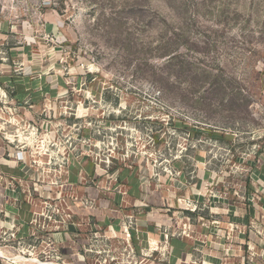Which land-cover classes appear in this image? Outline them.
<instances>
[{"label": "rangeland", "instance_id": "1", "mask_svg": "<svg viewBox=\"0 0 264 264\" xmlns=\"http://www.w3.org/2000/svg\"><path fill=\"white\" fill-rule=\"evenodd\" d=\"M4 138L35 209L0 213V264H264V0H0ZM82 157L112 227L63 180Z\"/></svg>", "mask_w": 264, "mask_h": 264}, {"label": "crops", "instance_id": "2", "mask_svg": "<svg viewBox=\"0 0 264 264\" xmlns=\"http://www.w3.org/2000/svg\"><path fill=\"white\" fill-rule=\"evenodd\" d=\"M14 83L15 86H17V82H11ZM17 89V88H15ZM22 95L25 96L24 93L21 94V92L16 90L15 93V98L20 100ZM5 139V138H4ZM1 141V140H0ZM15 150L12 147V142L9 140L5 139V141L0 142V213H4L8 216H13L15 220H17L20 223V226L24 228L25 226H28L29 224L32 223L33 218H34V201L31 198L30 194L31 191L28 189L27 185H31V182L29 183L27 180V172L29 171V168L27 166V158L24 154L22 158H16L15 157ZM91 162L88 161L87 158H78L76 161H73L70 163V166L68 167V175L64 181L67 184V187H69V190H76L75 188L82 189L83 194L91 195L93 194L94 198L98 200V203L100 205V210L98 212H91L89 215H98L100 216L101 220L99 221L100 224H103L104 226H111L112 227V222L109 221V216L107 215V210L111 208L109 206V203L114 204V198L110 199L109 196L101 195L100 191V197L99 195L97 196V190L95 189V184L93 182V186L88 185L85 187H82L83 185L82 180H95L98 178L96 170H93L92 165L90 164ZM110 177H101L99 179V189L103 188L104 184H108L111 182L109 180ZM113 179H116L117 185L118 183H121L123 185H119L121 188H125V194L131 198V202H138L139 203V196L142 195V193L147 191L145 188L146 184L143 182V177L139 173L135 172H130V171H125L123 173H118ZM104 183V184H103ZM80 185V186H78ZM75 187V188H74ZM81 187V188H80ZM70 193V192H69ZM99 194V192H98ZM117 200L120 199L119 196H116ZM150 200L146 198V201ZM39 207V206H37ZM75 208V206H74ZM73 208V211L75 209ZM105 210V212H104ZM112 212V208L109 209ZM77 212V211H75ZM74 212V214H75ZM78 213H84L82 211H78ZM115 216H117V219L122 216L120 214V211L114 210ZM113 219L114 215L111 216ZM146 218V217H145ZM162 222V221H161ZM142 223L140 230L142 233H146L147 229H149V226L155 227L159 225H162V223H156L155 221L153 222L154 224L149 223V221L146 219H143L141 222ZM116 226V224H113ZM145 225V226H144ZM133 234V233H132ZM56 238V249L60 257L64 258H71L73 260H76V254L78 248H80V241L75 240L73 241L74 248H71V246H68L67 250H63L60 244L62 241L63 235L57 234L55 236ZM70 239V237L68 236ZM61 240V241H60ZM173 241V240H172ZM172 244V243H171ZM175 255L177 258L181 259L184 257V254H182L181 251H174Z\"/></svg>", "mask_w": 264, "mask_h": 264}, {"label": "bare ground", "instance_id": "3", "mask_svg": "<svg viewBox=\"0 0 264 264\" xmlns=\"http://www.w3.org/2000/svg\"><path fill=\"white\" fill-rule=\"evenodd\" d=\"M16 259V258H15ZM15 259H13V260H15ZM17 260H23L22 258H19V259H17ZM16 260V261H17ZM25 260H27V259H25ZM37 261V260H36ZM22 262V261H21ZM34 262V261H33ZM41 263V262H40ZM46 264V263H45Z\"/></svg>", "mask_w": 264, "mask_h": 264}, {"label": "built area", "instance_id": "4", "mask_svg": "<svg viewBox=\"0 0 264 264\" xmlns=\"http://www.w3.org/2000/svg\"><path fill=\"white\" fill-rule=\"evenodd\" d=\"M21 156V155H20ZM21 158H22V156H21Z\"/></svg>", "mask_w": 264, "mask_h": 264}, {"label": "trees", "instance_id": "5", "mask_svg": "<svg viewBox=\"0 0 264 264\" xmlns=\"http://www.w3.org/2000/svg\"><path fill=\"white\" fill-rule=\"evenodd\" d=\"M172 243V242H171Z\"/></svg>", "mask_w": 264, "mask_h": 264}]
</instances>
